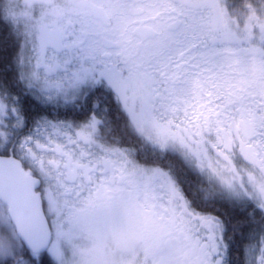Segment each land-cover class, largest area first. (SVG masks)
<instances>
[{
	"label": "snow or ice",
	"instance_id": "1",
	"mask_svg": "<svg viewBox=\"0 0 264 264\" xmlns=\"http://www.w3.org/2000/svg\"><path fill=\"white\" fill-rule=\"evenodd\" d=\"M264 264V0H0V264Z\"/></svg>",
	"mask_w": 264,
	"mask_h": 264
},
{
	"label": "clouds",
	"instance_id": "2",
	"mask_svg": "<svg viewBox=\"0 0 264 264\" xmlns=\"http://www.w3.org/2000/svg\"><path fill=\"white\" fill-rule=\"evenodd\" d=\"M119 251L116 241L101 242L93 252L86 254L83 264H108L109 259Z\"/></svg>",
	"mask_w": 264,
	"mask_h": 264
}]
</instances>
